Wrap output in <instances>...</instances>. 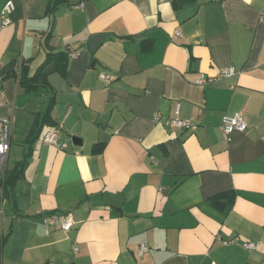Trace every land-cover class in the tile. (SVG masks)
I'll return each instance as SVG.
<instances>
[{
    "label": "crops",
    "instance_id": "1",
    "mask_svg": "<svg viewBox=\"0 0 264 264\" xmlns=\"http://www.w3.org/2000/svg\"><path fill=\"white\" fill-rule=\"evenodd\" d=\"M173 1L64 0L48 12L50 0H11L0 23L3 264H264V0ZM49 50L77 57L26 91L19 66L33 74ZM229 66L235 74H218ZM51 99L55 125L30 145ZM236 112L246 130L223 132L222 116ZM174 117L193 126L166 122ZM50 128L58 145L41 140ZM228 191L232 204H212ZM50 214L73 226H46Z\"/></svg>",
    "mask_w": 264,
    "mask_h": 264
},
{
    "label": "trees",
    "instance_id": "2",
    "mask_svg": "<svg viewBox=\"0 0 264 264\" xmlns=\"http://www.w3.org/2000/svg\"><path fill=\"white\" fill-rule=\"evenodd\" d=\"M62 1L50 0L47 6V11L48 12L52 11ZM184 1L186 0H174L173 4L177 6ZM150 47H151V41L147 40L146 42L143 43L142 48L145 51L149 50ZM67 61H68L67 52L64 51L53 52L49 50L46 54V58L36 68L33 74L29 75L27 66L25 64H21L19 66L18 69L19 82L26 89V91L34 90L39 86H48V82H47L48 73H50L51 71H58L64 74L66 72ZM10 66H12V64ZM3 75L4 76L15 75V72L5 71ZM52 104H53V100L51 99L44 114L42 115L40 120H38L37 123L34 124L33 128L29 133V136L26 138V142L29 143L30 145L39 137L42 127L44 125H52V126L55 125V123L51 118ZM103 145H104L103 142H98L94 144L92 151L100 152L103 148ZM30 150H31V146L29 147L28 153L25 154L24 158L21 161L17 162L11 170L5 172L3 177V184L5 189H7L8 185L13 184L15 180L21 177V174L23 173L24 167L27 163V156H29ZM233 198H234V192L232 191L221 192L214 195L211 198V202L214 206L222 207L225 204H232ZM0 264H3L1 259H0ZM43 264H47V263H43Z\"/></svg>",
    "mask_w": 264,
    "mask_h": 264
},
{
    "label": "built area",
    "instance_id": "3",
    "mask_svg": "<svg viewBox=\"0 0 264 264\" xmlns=\"http://www.w3.org/2000/svg\"><path fill=\"white\" fill-rule=\"evenodd\" d=\"M77 7H82V3L78 4ZM12 10L11 0H6L0 11V23L1 25H6L10 22V13ZM180 32H175V35H179ZM68 56L70 58L77 57L76 51L69 52ZM1 72V69H0ZM236 73L233 66L222 68L218 71L220 76H231ZM99 77L104 80H109L110 76L107 73H99ZM204 79L199 78L196 83L202 84ZM5 104V98L3 90L0 88V107ZM155 120H158V116H154ZM171 126L174 127H191L193 123L188 120H184L178 117L168 118L166 120ZM221 129L225 133H229L233 130L244 131L247 128V124L242 117L241 113L236 112L232 115H223L220 123ZM58 131L57 129H46L41 133V140L47 144L58 145L57 142ZM10 148V120L9 118H1V128H0V169L5 168L7 154ZM58 224L63 230L67 231L73 226V221L69 215L58 216L56 214H50L45 218V225ZM242 246L246 249H255L256 243L251 241H245ZM148 250L147 244L141 243L138 245L137 254L142 256Z\"/></svg>",
    "mask_w": 264,
    "mask_h": 264
},
{
    "label": "water",
    "instance_id": "4",
    "mask_svg": "<svg viewBox=\"0 0 264 264\" xmlns=\"http://www.w3.org/2000/svg\"><path fill=\"white\" fill-rule=\"evenodd\" d=\"M101 39H102V35H100V34H96V35L91 36L89 41H88L89 49L91 51H93Z\"/></svg>",
    "mask_w": 264,
    "mask_h": 264
}]
</instances>
